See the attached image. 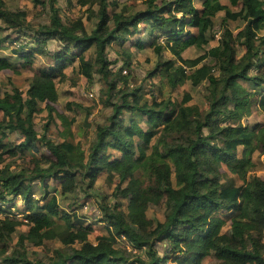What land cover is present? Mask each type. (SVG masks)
<instances>
[{"label": "trees", "instance_id": "obj_1", "mask_svg": "<svg viewBox=\"0 0 264 264\" xmlns=\"http://www.w3.org/2000/svg\"><path fill=\"white\" fill-rule=\"evenodd\" d=\"M35 1L49 8L50 23L32 25L27 14L0 0V47L10 34L24 38L26 44L12 52L25 60L24 67L36 63L37 56L50 55L46 47L51 42L60 46L52 54L55 65L38 69L25 93L0 88V264H161L157 256L148 261L139 253L151 242L164 241L165 264L170 255L174 264H203L209 257L218 264H264V180L248 176L258 170L252 159L264 146V123L243 122L250 106L264 115V0H232L239 11L221 0H143L144 9L131 14L126 5L118 10L121 0H80L90 6V29L81 20L63 24L57 0ZM222 12L219 43L206 51L216 40L213 31ZM237 21L245 26L235 35L228 24ZM143 31L147 39L140 38ZM163 37L171 39L167 46L160 43ZM149 43L154 55L167 51L173 61H159L149 78L161 74L173 90L187 82L193 87L204 83V109L189 105V94L182 103L147 100L143 84L123 75L133 64L131 48L145 50ZM114 44L123 48L115 72L118 60L108 56ZM29 45L31 52L26 51ZM191 47L219 62L218 73L215 66L198 68L193 59L186 67L183 54ZM72 64L91 84L99 76L106 89L104 106L112 109L90 143L88 137L75 142V118L63 124L69 133L64 141L41 137L35 128L38 106L57 95L67 77L63 69ZM0 69L16 66L8 62ZM76 106L69 104L72 110ZM48 109L54 123L55 108ZM8 132H19L24 140L4 142ZM41 147H46L44 158L34 156L19 170L7 163L28 149L39 155ZM103 175L111 184L119 181L109 196L94 191ZM95 197L106 235L78 247L93 226L62 203L75 199L77 206ZM17 200L23 219L15 212ZM152 205H165L164 220L150 216ZM218 211L223 215L215 221ZM228 221L230 233H223ZM19 228L26 230L10 250ZM121 239L136 253L122 248ZM49 241L63 248L46 258L29 252L30 246L44 247Z\"/></svg>", "mask_w": 264, "mask_h": 264}, {"label": "rangeland", "instance_id": "obj_2", "mask_svg": "<svg viewBox=\"0 0 264 264\" xmlns=\"http://www.w3.org/2000/svg\"><path fill=\"white\" fill-rule=\"evenodd\" d=\"M6 6L12 11H21L27 14L28 23L32 25H40L50 23V11L46 6H41L36 3L35 0H4ZM232 0H221L222 4L229 7L232 11H239L240 6H233L231 3ZM203 3L199 4L198 7H201ZM57 7L60 10V17L62 18L63 24L70 25L77 20L88 27L89 29L93 27L92 21L87 19L88 12L87 10L90 6H82L80 0H57ZM126 5L130 9V14L140 9H144L143 0H121V5L118 7V10H121L123 6ZM224 12L219 13L216 17V26L214 28V33L217 35L216 40H213L209 46L204 50H208L210 47H215L219 43L221 36V27H219L222 18L224 17ZM95 20H93V23ZM229 27L232 29L234 34H238L240 30L243 29L245 23L242 21L229 22ZM5 36V34H3ZM261 35H264V30L261 32ZM147 33L142 32L143 38L147 39ZM2 38H4L2 36ZM19 38V39H18ZM134 38V37H133ZM28 39V38H27ZM170 38H162L160 43L165 44L169 42ZM30 40V39H29ZM147 41V40H146ZM171 41V39H170ZM131 42L126 44V47L129 48ZM151 43V42H150ZM147 44L145 50H137L136 48H131L134 52L133 64L130 69H126L123 72V75L130 76L133 84H143L144 92L147 93L146 99L150 100L152 97L157 98L159 101L171 99L173 102L182 103L185 96L189 94L192 97V101L189 105H197L201 109L206 107V101L204 99L205 87L204 83L198 87H193L190 82H187L183 86H179L177 89L173 90L167 85V81L163 75H156L155 78H149V72H151L157 63L161 60L167 61L169 64H172V57L169 52L164 51L162 57L154 55V48H150L151 45ZM26 44L24 38L18 37L17 34H10L8 42H5L3 48L0 47V64L5 65L8 62L15 63L16 69H0V88L3 92H13L14 89H18L22 92H26L29 88V84L32 81L33 77L36 75L38 69L43 67H50L55 65V60L52 57L54 52L58 51L60 46L55 47V42H51L46 51L50 55L46 57L37 56L36 63L32 66L24 67L25 60H18L17 56L12 53L14 50L22 48ZM21 46V47H20ZM33 45H29L26 48L27 52H31ZM123 48L120 44H114L108 49V56L112 60H118V64L112 67V70L115 72L121 66V53ZM204 50H200L194 47L189 48L183 54V57L188 60L184 65L186 67L191 66V59L196 61L197 67L200 68L205 65L215 66V74L218 73L219 62H213L212 59L205 53ZM70 55L65 56L64 60ZM92 56V55H91ZM40 61V62H39ZM179 64V63H178ZM74 64L66 66L63 70L67 74V77L64 82L58 84V93L56 96L51 97L47 102L41 103L36 112L35 117V128L39 136H43L46 139H50L55 142H60L67 140L69 138V133L66 131L65 126L63 125L65 121L75 118L76 123L71 127L72 131L75 134V142L83 141L84 138L88 137L89 143L93 140L96 127L98 124L104 123L107 118L111 115L112 109L110 107L104 106L105 96V85L99 79V76H95V82L92 84L89 83L84 77L78 75L77 70L74 69ZM74 69V70H73ZM69 104H76L80 106L77 108L74 107L73 110L69 108ZM52 105L55 108L54 111V123H51L50 114L48 106ZM249 115L243 120L245 124H255L259 122L264 123V115L259 112L255 106H250L248 109ZM3 119V114L0 112V120ZM90 124V126H86ZM48 125V128L46 126ZM142 126L147 128L146 123H142ZM1 137V136H0ZM4 142H11L13 145L20 144L24 139L19 132L9 133L8 137L3 139ZM39 155L33 154V149H28L26 154L22 158H16V160L8 159V162L11 165V169L19 170L24 166H27L30 160L34 156L38 158H44L46 154V147H41ZM20 157V156H19ZM253 165L256 166L257 171H253L248 176H258L264 180V146H260L255 153L253 154L252 159ZM175 184V176L173 177ZM119 183L116 178L111 184L105 175L101 176L95 186V194L98 196H109L114 191L115 186ZM42 194L38 193L37 197ZM55 195L52 194L51 197ZM75 199H71L62 203V206L71 212H78L80 216H83L87 220V224L93 226V230L90 232L86 238L77 243L78 247H82L86 242L96 243L98 238L106 235L105 223L101 222V214L97 209L96 202L97 197L92 198L85 203L83 201H78V205L74 206L73 202ZM17 207L15 212H17V217H23L25 214H21L18 210L22 209V201L17 200ZM80 205V206H79ZM165 205H152L150 209V216L159 220H164L165 215ZM73 213V212H71ZM223 214L221 212H216L213 214V218L216 221L217 218L221 217ZM232 228V222L228 221L223 227V233H230ZM26 228H19L17 234L14 235V241L10 245V250L16 248V243L20 233H24ZM264 240V234L262 236ZM125 239H121V247L125 248L127 252L136 253L133 246L129 242H125ZM63 246L59 241H49L46 242L44 247H29V252H33V255H38L39 258H46L47 256L53 253L55 249H61ZM168 250V245L164 241L162 243L151 242L148 248L144 249V252L141 251L143 257H146L148 261H151L155 256L160 258V263H164L165 253ZM36 252V253H35ZM173 256L170 255L168 264L173 263ZM203 264H218V260L215 257H209L204 261Z\"/></svg>", "mask_w": 264, "mask_h": 264}]
</instances>
